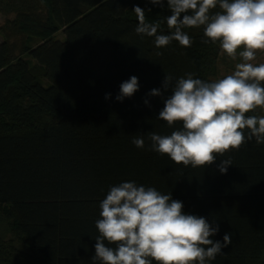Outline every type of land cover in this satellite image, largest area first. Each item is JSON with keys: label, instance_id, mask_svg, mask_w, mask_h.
<instances>
[{"label": "trees", "instance_id": "obj_1", "mask_svg": "<svg viewBox=\"0 0 264 264\" xmlns=\"http://www.w3.org/2000/svg\"><path fill=\"white\" fill-rule=\"evenodd\" d=\"M134 6L169 34V11L147 0H0V264H93L100 202L126 181L170 192L183 212L218 224L210 239L231 235L207 264H264V144L247 141L197 168L149 150L148 132L180 125L156 119L163 99L147 94L165 74L227 75L219 45L191 28V47L157 49L136 34ZM131 76L138 91L117 101ZM140 136L143 149L131 143ZM221 159L232 164L224 174Z\"/></svg>", "mask_w": 264, "mask_h": 264}, {"label": "clouds", "instance_id": "obj_2", "mask_svg": "<svg viewBox=\"0 0 264 264\" xmlns=\"http://www.w3.org/2000/svg\"><path fill=\"white\" fill-rule=\"evenodd\" d=\"M147 2L166 7L170 13L165 18L169 34H158L159 21L148 23L145 9H132L138 21L136 34L154 37L157 49L173 41L191 47L193 41L184 29L202 28L203 43L218 44L222 55L239 60L231 74L212 81L194 78L193 73L176 79L165 74L163 91L152 89L147 95L163 99L156 119L169 128L180 127L168 135L148 132L149 150L176 164L197 168L215 163L217 157L238 150L247 141L264 144V115L246 116L264 109V62L253 63L257 52H264V0ZM138 88V78L131 76L119 85L115 99L123 102ZM166 92L170 94L165 97ZM144 103L149 105L147 99ZM131 143L138 149L145 147L143 136L134 137ZM231 165L230 159H221L217 168L224 174ZM99 207L98 235L90 258L93 264H207L232 242L229 233L223 242L210 239L219 225L183 212V203L170 192L163 194L135 181L111 186Z\"/></svg>", "mask_w": 264, "mask_h": 264}, {"label": "rangeland", "instance_id": "obj_3", "mask_svg": "<svg viewBox=\"0 0 264 264\" xmlns=\"http://www.w3.org/2000/svg\"><path fill=\"white\" fill-rule=\"evenodd\" d=\"M5 19H6V17L0 13V27L4 24ZM3 39H4V37L0 33V43L3 41ZM56 39L63 40L64 35L61 33H58L56 35ZM220 56L222 57V59H224L226 61V63H221V62L219 63V68H218L219 75L220 74L222 75L225 73L231 74V72L234 70L235 63H237V62L230 60L229 58H227L226 55H222L221 53H220ZM261 62H264V52H257L256 60L253 61V63L258 64ZM229 67H232V70ZM257 111H258V114H260V116L264 115V109L257 108Z\"/></svg>", "mask_w": 264, "mask_h": 264}]
</instances>
